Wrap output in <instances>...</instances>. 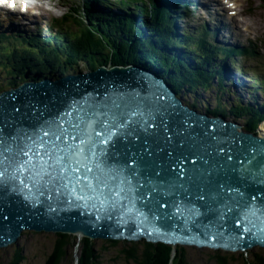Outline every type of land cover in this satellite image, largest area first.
Returning <instances> with one entry per match:
<instances>
[{
	"label": "trees",
	"instance_id": "1",
	"mask_svg": "<svg viewBox=\"0 0 264 264\" xmlns=\"http://www.w3.org/2000/svg\"><path fill=\"white\" fill-rule=\"evenodd\" d=\"M97 1L99 2V0ZM120 2L126 6H135L140 1L122 0ZM84 6L83 11L73 9L74 13L71 14L75 26L73 31L61 28L60 31L52 33L48 37L33 38L21 46L0 42V88L37 71L58 69L60 72H65L77 69L79 65H86L93 69L109 63L147 61L148 64L159 68L162 75H168V81L176 91L186 87L192 93L196 90L206 91L214 87L218 93L213 111L224 114L229 112L239 117L248 116L246 126L249 130L255 131V125L263 115L258 108L243 107L238 101H233L234 103L231 105L224 103V92L229 89L222 81V72H220L218 64L212 62V57L220 52L231 56V48H217L213 45L208 48L204 42L195 41L200 47L199 50L195 49L199 53H184L192 56L196 61V68L191 69L177 55L168 52L163 47V45L169 47L172 43L186 46L187 43L193 41V37L186 34L184 37L186 43L178 40L175 42L172 36L165 32L170 28L167 13H151L147 8L139 9L140 13L149 16L150 21L154 22V25L141 22L155 37V40L150 41V38L142 36L141 30L137 28L131 18H118L101 13L91 14L87 11L89 7L87 2H84ZM65 18L66 15L64 21ZM38 40L44 42L39 43ZM233 52H239V50L234 49ZM180 63L187 70L183 69ZM70 240L68 234L59 233L41 264H60L67 254ZM108 241L107 245L102 246L103 250L115 248L119 244L115 240ZM71 245L72 247L79 246V253L74 252L73 255L74 263L103 264L94 240L83 237L81 240H72ZM118 252L127 261H132V264H189L183 249L175 248L172 257V246L164 243L131 242L121 244ZM228 257L230 260L226 255L218 252H214L212 255L216 264H229L230 261L235 262L234 264H264V254L260 251L251 252L249 257L243 253L240 256L229 254ZM23 260L22 250L17 246L13 252L11 264H21Z\"/></svg>",
	"mask_w": 264,
	"mask_h": 264
},
{
	"label": "rangeland",
	"instance_id": "2",
	"mask_svg": "<svg viewBox=\"0 0 264 264\" xmlns=\"http://www.w3.org/2000/svg\"><path fill=\"white\" fill-rule=\"evenodd\" d=\"M44 2L46 3L43 4L45 8H49L51 11L47 10V14L45 13L39 18L40 24L38 26L42 30L49 29L50 25H52L51 22L53 21V18L56 16H61L67 10L70 11V9H68L70 6L74 7L75 5L81 4L80 0H45ZM232 4L235 6L236 11H238V14H236L233 19H231V14L228 12L229 9L227 8H225L223 11L218 9L219 14L217 15V18L223 20L226 25L228 24L227 26L223 27V32L225 35H227L229 38L232 37V41L234 42L237 41L240 42L241 45L250 47L255 52L254 55H251L248 58L249 62L246 64V66H244L240 60L237 62L238 65L241 67L244 66L250 68L247 71L248 75H252V77L255 78H261V80L264 81V0H236V2L233 0ZM210 12L212 13L213 9H210ZM210 19L211 21H214L215 16L213 15ZM189 20L191 19L189 18ZM191 21L195 24L203 22V20L196 17H193V20ZM215 22L217 23V21ZM235 22L238 24V26H236ZM38 23L34 24L33 26H36ZM66 28L70 31L75 30L72 23H68ZM53 31H55V29H53ZM42 33L46 34L45 31ZM148 38H150V41L155 40L154 35ZM177 56L179 59L183 60L180 54L177 53ZM243 59H245V57ZM185 63L189 68H191V65H189L188 62ZM180 65L183 69H186L181 63ZM80 67L84 68L86 71V65H80L79 68ZM51 73L53 72L43 71L41 75L43 76ZM66 73L67 71L64 74ZM248 79L250 80V78ZM201 94H203L201 90H198L197 95L191 94L186 95L185 97H191L193 100V95H195L196 98H201ZM257 94H259V92H257ZM261 94L262 97H264V92H261ZM203 95L204 96L202 99L208 101L210 100L209 91H206ZM57 236L58 233L54 231H36L28 228L22 229L20 236L15 242L0 247V264H11L13 252L16 250L17 246L22 250L24 255V260L21 262V264H41L46 253L49 252L48 250L55 242ZM68 236L70 237L71 242L72 240H80L83 237V235L79 233H69ZM71 242L67 246V254L60 264H74L73 255L74 252L79 253V246L72 247ZM107 242L109 241L105 239H95V245L98 252L100 253V258L102 259L103 264H132V261H127L118 252L121 244H129V242L118 241L119 244L115 248H107L106 250H103L102 246L107 245ZM253 251H260L264 254V248H253L250 250V252L245 254V256L249 257V254ZM183 252L189 264H216L212 258L214 251L211 249L183 247ZM217 252L226 255L228 260H230V257H228L229 254H233L235 256L241 255V253H229L221 250ZM234 263L235 262L230 261L229 264Z\"/></svg>",
	"mask_w": 264,
	"mask_h": 264
},
{
	"label": "water",
	"instance_id": "3",
	"mask_svg": "<svg viewBox=\"0 0 264 264\" xmlns=\"http://www.w3.org/2000/svg\"><path fill=\"white\" fill-rule=\"evenodd\" d=\"M114 72L123 73V71H121V70H119V71L114 70ZM111 73H113V71ZM98 75H101V77L97 76L101 81H102V78H105L104 81L106 80L108 82L112 81L114 79L113 77L116 76V75H113V77H112L111 76L112 74L107 73L106 70H103V69L98 71ZM82 76L84 79L85 75H82ZM122 76L123 75H121V77ZM116 80H118L117 83H112V84H115V86H119V85H121L122 82H125L124 78H117ZM155 88L158 92L154 91V94L160 93L159 92L160 87L158 85H156ZM22 94H24V91H22ZM168 103L170 105V107L168 109H170L171 107H173V109H175L174 105H177V103H175V101H173L171 98H169ZM171 111H173V110H171ZM179 111L181 112V111H187V110H185L184 108H181V110L177 109V112H176L177 115L180 114ZM172 114H173V112H172ZM181 114H183V113H181ZM173 120H176V121H173ZM187 121H188V118L186 117L185 114L182 116H179L178 118L171 119V122L175 125L178 122H182L184 125V127L181 128L180 133L176 129L174 130L175 135H173V137L174 138L175 137L181 138L182 142H184V143L189 139V137H191L193 143H195V147L202 148L201 146H203L205 143H208V141H210V135L207 136V135L203 134L202 129H200V128L197 129V128L193 127L190 124V122H187ZM208 122H212V120H208ZM229 127H230V124H226V129H225L226 133H231V130H230L231 128H229ZM178 128H179V126H178ZM211 134H212V137L216 138V139H223L226 137V135L224 133H220L219 131H213ZM225 139H227V138H225ZM225 139H224V141H225ZM238 139H241V143H243V141H249L255 145L264 144L263 138L250 137L249 135L246 137L244 134L241 135L239 133L238 134L236 133L232 138H229L227 141H228V143L232 144L233 142L237 141ZM169 141L170 140H168L166 142H169ZM216 144L219 145L220 143L216 142ZM192 145H194V144H192ZM217 150L222 151L224 149H222V148L220 149V148L216 147L214 149V151H217ZM182 151L187 152L188 150L184 149ZM198 152H201V149H199ZM164 158H165V156H164ZM136 165L137 166L135 169V173L140 174L141 172H143V176L149 175V173L145 174L144 171L139 168L138 164H136ZM156 176H158V175H156ZM9 185H11V183H9ZM5 193H7V191H5ZM7 197H9V195H7ZM9 201H11V199H9ZM13 201H11V203H13ZM61 203H63V202H61ZM8 204H10V203L7 200H5L4 195L0 193V246H4V245H7V244L15 241L19 232L25 228L38 229V230H50V231L76 232L74 226L72 225L70 218H63V217H67V216H63L62 217L63 223H64L63 224L61 220L56 219V216H54L55 213L52 212V209H49V211H47V209H44L41 216H36V214L39 213V210L35 211V209L31 210V209H28L27 207H22V206L17 205V208H15V209H13V211H11V209L8 207L10 205H8ZM47 207H49V204L47 205ZM59 207H61V205H59ZM77 213H79V212H77ZM85 214H86V212H85ZM82 216L83 215H79V219L82 220V218H81ZM39 218H46V219L42 220ZM74 220L75 219H73V221ZM65 222H69V223H65ZM87 223H89V221H87ZM91 223H92V221H91ZM91 223H89V224H91ZM75 225H77V223H75ZM77 229H79V227H77ZM233 230H236V228H233ZM76 233L85 234V232L83 233L82 231L76 232ZM85 235H87V234H85Z\"/></svg>",
	"mask_w": 264,
	"mask_h": 264
},
{
	"label": "snow or ice",
	"instance_id": "4",
	"mask_svg": "<svg viewBox=\"0 0 264 264\" xmlns=\"http://www.w3.org/2000/svg\"><path fill=\"white\" fill-rule=\"evenodd\" d=\"M50 134L48 132L44 133L45 137H48ZM97 136H102V132H97ZM68 139L73 142V144H69L65 140V133L61 132L58 135H54L53 144L49 145L52 149L50 152L45 149L44 152H41L39 148L44 147L43 140L39 148L35 146H29L25 149L21 155L25 159L16 160L13 158V163L16 164V171L21 172L24 170L31 171V169H37L35 172V176L38 181H43L44 183H51L52 185L59 184L61 189L67 190V185L72 184V181H75V184H72L71 191H78L77 185H83V188L89 190V194L92 192L99 191L101 195L105 196V199L112 203L114 206V201L117 197H125L127 198V193L123 188L113 192V190L109 189L107 193H104L102 189H99L98 186L104 184L100 175H91L94 172L93 167L88 166L85 161L88 159L87 155L84 157V160L76 159L75 154L81 153L84 149L79 148L75 145V142L79 140L80 144L86 143L83 139H80L76 135L68 134ZM55 141H61L63 143V147L61 144L55 143ZM104 144H107L108 139H103ZM47 156L45 160L44 157ZM231 157H229L230 159ZM75 161V166H72V162ZM2 163V161H0ZM97 171L99 170L98 165L96 166ZM7 169L0 170V177L5 175ZM95 181V185L92 181ZM23 184L24 181L21 180ZM104 187L107 188L108 185L104 184ZM81 200L84 199V196L81 195L79 197ZM101 205L103 206L104 201L102 200ZM249 229L244 228V231H248Z\"/></svg>",
	"mask_w": 264,
	"mask_h": 264
},
{
	"label": "clouds",
	"instance_id": "5",
	"mask_svg": "<svg viewBox=\"0 0 264 264\" xmlns=\"http://www.w3.org/2000/svg\"><path fill=\"white\" fill-rule=\"evenodd\" d=\"M66 19V18H65ZM62 21H64V18H62L61 19ZM65 22H69V23H72V24H74L73 23V19L71 18V16L68 18V19H66L65 20ZM51 23H55V21H52ZM53 25V24H52ZM61 28H63V27H61ZM75 28V27H74ZM47 30H49V33L50 34H52V33H55V32H53V31H51V29H47ZM71 31H73V30H71ZM213 58V57H212ZM135 62H139V63H141L143 66H145V67H148V66H154V65H151V64H148L149 62H147V61H144V62H140V61H135ZM207 65H209V64H207ZM155 68H157L156 66H154ZM207 68H208V66H206ZM88 68V67H87ZM157 70L159 71V73H161V70L159 69V68H157ZM37 72H41V71H37ZM34 73H36V72H34ZM223 73V72H222ZM161 76H164V75H162V74H160ZM222 81H223V77H222ZM224 82V81H223ZM212 88H214V87H212ZM212 88H210V89H207L206 91H209V93H211V92H214L215 91V89H213L212 90ZM174 90H175V88H174ZM176 91V90H175ZM205 90H201V92L204 94L205 92H206ZM177 92V94H181V95H183V97L185 98V102L186 101H189V99L190 100H192V98L191 97H189V98H186L185 96L186 95H191V94H197V92H198V90H196V91H193L192 93L190 92V90H188L186 87H183L182 89H179V91H176ZM211 96V95H210ZM193 99H195V95H193ZM199 99H201V98H197V100L199 101ZM201 101H204V100H202L201 99ZM219 112V111H218ZM219 113H221V114H223V115H225V117H227V115H231V116H233V117H236V118H238L239 119V121H241V119H243V121L242 122H247L248 120H247V118L248 117H246V116H244V117H239V116H235V115H233V114H231V113H229V112H226V114H224V113H222V112H219ZM246 124V123H245ZM247 129H249L248 127H246ZM252 132H254V131H252ZM257 135H259V132L257 131ZM28 229H30V228H28ZM33 230H36V231H50V230H38V229H33ZM22 231V230H21ZM21 231L19 232V234H18V236H17V238L20 236V234H21ZM54 232H57L58 234L59 233H65V234H68L69 235V233H76V232H66V231H54ZM79 234H81V233H79ZM83 235V237H88V238H90V239H92V240H94L95 241V239H98V238H93V237H90V236H88V235H85V234H82ZM82 237V238H83ZM16 238V239H17ZM81 238V239H82ZM80 239V240H81ZM100 239H103V238H100ZM77 240H79V239H77ZM106 240V239H105ZM113 240V239H112ZM115 241H118L117 239H114ZM16 241V240H15ZM15 241H13V242H15ZM127 242H129V243H131V242H135V243H137V242H139V240H137V241H134V240H131V241H129V240H127ZM12 243V242H11ZM151 243H163V242H151ZM10 244V243H9ZM164 244H166V243H164ZM8 245V244H7ZM168 245V244H167ZM4 246H6V245H4ZM170 246V245H169ZM1 247V246H0ZM183 247H192V246H183ZM183 247H181V246H176V248H179V249H183ZM194 248H197V247H194ZM199 249V248H198ZM212 250V249H211ZM251 250V249H250ZM249 250V251H250ZM212 251H214V252H217V251H220V250H212ZM221 251H223V250H221ZM226 252V251H225ZM248 252V251H247ZM230 253V252H229ZM233 253H235V252H233ZM239 254V253H238ZM243 254H247V253H243ZM74 264H76V263H74Z\"/></svg>",
	"mask_w": 264,
	"mask_h": 264
},
{
	"label": "bare ground",
	"instance_id": "6",
	"mask_svg": "<svg viewBox=\"0 0 264 264\" xmlns=\"http://www.w3.org/2000/svg\"><path fill=\"white\" fill-rule=\"evenodd\" d=\"M39 1L40 2H36L34 4L30 3L28 6H25V15H27L25 17H26V19L28 21V24H30V27L33 26L34 24L38 23L39 22V18L41 16H43V14H45V13L47 14V10L51 11V9H49V8L46 9L45 8V6L43 5V4H45L44 2H42L41 0H39ZM227 1H232L233 2V0H227ZM234 1L236 2V0H234ZM225 3H228V2L225 1ZM22 6H24V5H22ZM231 9H233V11H231V13H230L231 14V19H233L234 16L236 14H238V11H236L235 6H233V8L231 7ZM235 24H236V22H235ZM236 26H238V24H236ZM261 130H264V125H262Z\"/></svg>",
	"mask_w": 264,
	"mask_h": 264
}]
</instances>
